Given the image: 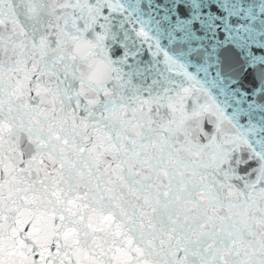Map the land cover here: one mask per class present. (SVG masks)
<instances>
[{
  "label": "snow or ice",
  "instance_id": "1",
  "mask_svg": "<svg viewBox=\"0 0 264 264\" xmlns=\"http://www.w3.org/2000/svg\"><path fill=\"white\" fill-rule=\"evenodd\" d=\"M0 264H264V0H0Z\"/></svg>",
  "mask_w": 264,
  "mask_h": 264
}]
</instances>
